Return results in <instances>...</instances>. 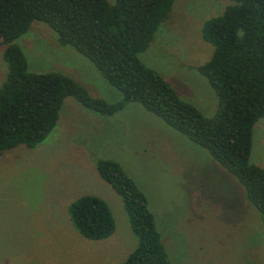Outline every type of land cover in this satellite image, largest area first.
<instances>
[{
    "label": "rangeland",
    "instance_id": "1",
    "mask_svg": "<svg viewBox=\"0 0 264 264\" xmlns=\"http://www.w3.org/2000/svg\"><path fill=\"white\" fill-rule=\"evenodd\" d=\"M113 4L115 0H108ZM229 0H175L140 60L156 70L205 116L218 96L198 71L213 46L203 22ZM15 42L33 72L58 71L108 102L121 98L85 56L61 45L54 31L33 21ZM0 46V85L6 76ZM99 158L121 164L144 191L171 264H264L260 214L243 186L199 145L136 102L112 115L68 96L55 127L39 144L0 153V264H119L136 247L123 203L98 173ZM250 162L264 167V117L254 125ZM84 194L104 199L115 230L92 240L73 227L68 207Z\"/></svg>",
    "mask_w": 264,
    "mask_h": 264
},
{
    "label": "trees",
    "instance_id": "2",
    "mask_svg": "<svg viewBox=\"0 0 264 264\" xmlns=\"http://www.w3.org/2000/svg\"><path fill=\"white\" fill-rule=\"evenodd\" d=\"M229 1L201 27L213 52L198 71L218 96L217 111L208 117L139 58L175 0H0V46L6 64L0 85V153L19 144L32 148L41 143L55 127L68 96L103 115L136 102L206 149L238 180L258 210L264 231V167L249 159L254 125L264 117V0ZM35 20L48 25L61 45L90 60L121 98L108 102L64 73L29 70L15 40ZM96 166L119 195L137 240L119 264H171L144 191L119 162L99 158ZM68 212L85 238L104 239L115 230L111 209L99 196H79Z\"/></svg>",
    "mask_w": 264,
    "mask_h": 264
},
{
    "label": "crops",
    "instance_id": "3",
    "mask_svg": "<svg viewBox=\"0 0 264 264\" xmlns=\"http://www.w3.org/2000/svg\"><path fill=\"white\" fill-rule=\"evenodd\" d=\"M104 259H108V255H107V257H104L103 255H101L100 257H98L97 264H102L104 262Z\"/></svg>",
    "mask_w": 264,
    "mask_h": 264
}]
</instances>
